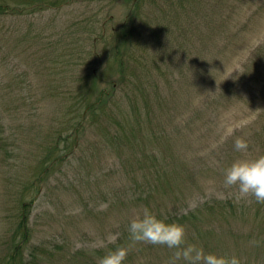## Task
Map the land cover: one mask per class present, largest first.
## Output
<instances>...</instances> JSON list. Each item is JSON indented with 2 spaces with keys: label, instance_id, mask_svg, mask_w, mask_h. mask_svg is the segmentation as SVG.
<instances>
[{
  "label": "rangeland",
  "instance_id": "374dc122",
  "mask_svg": "<svg viewBox=\"0 0 264 264\" xmlns=\"http://www.w3.org/2000/svg\"><path fill=\"white\" fill-rule=\"evenodd\" d=\"M38 7L0 16V264H96L128 245L144 207L206 251L264 264V203L223 186L234 160L264 154V0ZM93 71L100 89L125 83L81 121ZM172 251L141 243L124 264H168Z\"/></svg>",
  "mask_w": 264,
  "mask_h": 264
},
{
  "label": "clouds",
  "instance_id": "9594fccd",
  "mask_svg": "<svg viewBox=\"0 0 264 264\" xmlns=\"http://www.w3.org/2000/svg\"><path fill=\"white\" fill-rule=\"evenodd\" d=\"M249 144L250 140L244 136L237 137L234 149L246 153ZM223 186L234 189L231 195L235 203H251L252 199L264 203V154L234 160L224 170ZM128 232V245L107 251L97 259L96 264H124L129 252L141 243L164 245L173 250L168 264H241L235 254L209 252L197 243L188 242L186 225L158 216L148 207L134 214Z\"/></svg>",
  "mask_w": 264,
  "mask_h": 264
},
{
  "label": "trees",
  "instance_id": "16d2710c",
  "mask_svg": "<svg viewBox=\"0 0 264 264\" xmlns=\"http://www.w3.org/2000/svg\"><path fill=\"white\" fill-rule=\"evenodd\" d=\"M61 1H65L70 3L73 0H61ZM75 1H79V0H75ZM90 1H104V0H90ZM109 1H116V2H124L127 4H130L132 7L134 8H138V6L141 5L142 0H109ZM45 3V0H41V1H37V0H0V16L5 15V14H18L20 13L22 10L24 9H28L31 7L36 8V6H42ZM22 6H25L24 8ZM38 7V8H40ZM135 16L136 14L133 16L134 18H132L135 21ZM134 24V22H125L124 25L117 30V35L120 36V38H117V46L115 47V51H114V60L115 63L117 62L120 70H121V75H123V77L125 75H127L124 70L126 69V65L129 64L128 62V57L126 56V48L127 49H132L133 45H134V41L133 38H128L130 37L129 31L130 33L132 32L131 27ZM125 50V51H124ZM97 58H99V56H97ZM122 77V76H121ZM86 83L90 84V88H93L95 90V98L94 99H90V95L87 94V90L85 92H82V97H83V111L81 113V121H84L88 116H101L102 112L103 114L107 113L108 109H107V101L108 99H113L114 96L116 95V92L119 89V86L121 83H125L124 81H119L117 83L114 82H109L110 84V89L108 90L106 89H100L98 87V83H99V78L97 73H95L94 71L92 73H90V75L88 74L86 76ZM125 79V77H124ZM123 79V80H124ZM122 80V79H121ZM125 84L124 88L126 87ZM87 87V84H86ZM87 102V103H85ZM113 112V111H111ZM119 124H122V121L120 120ZM116 135H120L119 133L116 132ZM232 210L235 209L234 208V203L232 201H229L227 203ZM27 204L23 205V208H26ZM227 208L226 205H223ZM228 209V208H227ZM222 214H224V212H222ZM193 216V218H197L198 216L195 215V213L191 214ZM189 217V216H186ZM25 219V214H23L22 220ZM197 225V224H196ZM198 226V225H197Z\"/></svg>",
  "mask_w": 264,
  "mask_h": 264
}]
</instances>
